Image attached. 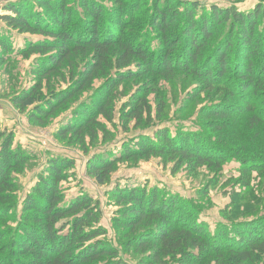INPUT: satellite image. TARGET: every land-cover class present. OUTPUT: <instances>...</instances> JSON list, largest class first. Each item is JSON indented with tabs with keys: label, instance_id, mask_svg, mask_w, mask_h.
<instances>
[{
	"label": "trees",
	"instance_id": "obj_1",
	"mask_svg": "<svg viewBox=\"0 0 264 264\" xmlns=\"http://www.w3.org/2000/svg\"><path fill=\"white\" fill-rule=\"evenodd\" d=\"M139 3H7L0 20L25 39L12 52L8 33H0L2 51L10 52V58L37 55L34 73L41 80L57 75L64 64L76 69L66 89L45 95L39 83L14 94L12 103L43 124L59 110L68 111L75 101L72 116L57 136L75 137L85 148L94 131L106 130L100 117L113 122L114 90L122 82L145 75L170 81L177 74L192 76L199 80L196 96L200 90L217 98L201 109L205 121L200 130L158 125L152 134L127 139L118 154L92 155L89 175L104 187L119 162L133 159L177 157L181 167L208 166L216 171L227 160L237 159L240 183L251 190L252 173L264 177V4L245 13L235 4L228 8L153 0L148 22L140 27L134 13ZM101 80L102 86L93 90ZM149 88L144 86L124 104L122 119L135 121L137 127L145 115L150 119L151 107L143 96ZM87 91L93 92L79 101ZM30 160L15 146L13 133L0 130V222L15 224L0 228V264H128L99 225L102 213L93 197L83 192L67 197L63 182L75 169L71 159L50 156L19 202L13 173L23 171ZM112 195L126 204L115 219L123 228L119 239L128 250L145 255L140 264H260L264 258V216L249 204L241 212L239 193L233 196V207L225 210L229 224L215 230L192 212L186 217L173 197L168 200L156 190L118 188ZM239 216L249 218L237 221Z\"/></svg>",
	"mask_w": 264,
	"mask_h": 264
},
{
	"label": "rangeland",
	"instance_id": "obj_2",
	"mask_svg": "<svg viewBox=\"0 0 264 264\" xmlns=\"http://www.w3.org/2000/svg\"><path fill=\"white\" fill-rule=\"evenodd\" d=\"M16 1H21L26 5L28 0H0V16L7 3ZM181 1H196L208 7L218 5L229 8L235 4L245 13L264 4V0ZM152 2L153 0H140V5H136L134 13L137 18L135 23L138 26L144 27L148 22H146L149 15L148 6H151ZM5 32L8 33L5 37L11 41L12 52L20 49L25 37L19 31L9 29L0 20V33L3 35ZM9 53L2 51L0 47V130L13 133L15 146L17 145L20 152L28 155L31 159L23 167V171L13 173L19 184V202L35 185L37 175L45 169V164L50 156H65L71 159L75 163V169L68 172L71 174V178L63 182L67 197H76V194L80 192L93 197L102 213L99 225L107 230L106 238L118 248L128 264H140L145 255L128 250L123 245V239H119L118 232L123 228L115 223V219L122 216V209L126 204L119 203L117 198L112 195L118 188L141 187L147 193L152 189L156 190L160 196H164L168 200L173 197L176 204L181 205L187 213L186 217L192 212L193 216L196 215L199 221L210 226L211 230H215L219 224L228 223L225 210L233 207V196L238 193L239 198L242 199L239 201L241 212L245 213L242 209L249 204L254 206L258 215L264 216V177L260 178L257 173H252V189L243 187L240 183L241 162L237 159L227 160L221 171H216L208 166L190 170L186 166L181 167V164H177V157L150 156L146 159H133L119 162L111 182L104 187L99 186L97 181L89 175L87 164L92 155L104 154L109 151L118 154L122 150L121 145L127 139L138 134H152L154 127L158 125H167L175 129L200 130L205 121L204 116L200 117L201 109L212 105L217 101V98L214 95L209 96L207 93L201 94L200 90L196 96L199 86L198 79L177 74L175 79L170 81L162 77L145 75L141 79L122 82L114 90L116 97L113 104V122H107L106 119L100 117L98 121L104 124L106 130L94 131L92 138H87L86 147L82 148L75 137L61 138L57 136V131L63 125L62 123L65 125L68 118L72 116L75 101L72 102L73 105L68 106V111L59 110L54 117L47 119L43 124H39L27 113L18 110L12 103L14 94L28 91L39 83L43 84V94L45 95L66 89L71 85L73 76L76 75L75 67L64 64L57 75L41 80L34 73L37 55L23 58L12 54V58H10ZM102 83L103 80L96 81L93 90L100 88ZM146 85L150 88L143 96L151 107V117L148 119L145 115L144 122L140 127H137L135 121L126 122V119H122L121 113L124 104L131 99L132 95ZM92 92L87 91V94L78 97L80 98L78 100H84ZM241 127L244 128L242 125L239 128ZM205 129L208 133L213 134L209 127L206 126ZM93 136L95 140H93ZM84 150L89 153L87 154ZM18 211L20 210L18 209ZM241 212L239 215L242 214ZM17 213L20 218V213ZM246 216H239L237 221L250 217ZM14 226L15 224L10 220L2 225L0 222V228ZM260 264H264V258Z\"/></svg>",
	"mask_w": 264,
	"mask_h": 264
}]
</instances>
